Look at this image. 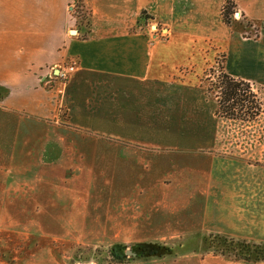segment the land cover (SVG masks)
Wrapping results in <instances>:
<instances>
[{"label": "crops", "instance_id": "crops-1", "mask_svg": "<svg viewBox=\"0 0 264 264\" xmlns=\"http://www.w3.org/2000/svg\"><path fill=\"white\" fill-rule=\"evenodd\" d=\"M227 1L83 0L90 16L83 39L70 13L76 0H0V117L13 121L7 132L48 135L60 126L122 139L131 158L154 157L158 168H171L120 195L149 199L153 207L145 218L160 229L211 228L264 242V126L236 127L247 136L227 141L235 128L218 116L205 82L223 55L226 75L264 90V0H231L258 28L257 38L238 22L224 23ZM154 25L167 32L164 39L151 32ZM65 62L76 70L62 85L55 78ZM63 112L64 124L52 122ZM39 145L47 149V136ZM203 156L221 163L208 173ZM193 165L200 167L196 177ZM118 182L122 191V178ZM161 198L171 206H162ZM230 210L235 218L227 224L213 218ZM201 262L214 264L207 257Z\"/></svg>", "mask_w": 264, "mask_h": 264}, {"label": "rangeland", "instance_id": "rangeland-1", "mask_svg": "<svg viewBox=\"0 0 264 264\" xmlns=\"http://www.w3.org/2000/svg\"><path fill=\"white\" fill-rule=\"evenodd\" d=\"M237 12L236 9L231 24L238 22L248 37L257 38L258 28ZM70 13L77 25L88 27L86 21L90 16L83 0H76ZM142 18L147 20L149 16L142 14ZM151 30L160 36L159 39L167 34L162 35L159 25ZM223 65L224 56L219 55L213 67L207 70L208 80L205 81L208 96L217 107L224 91ZM55 80L62 85L69 81L63 84L58 74ZM241 89L244 91L239 92L234 113L248 120H232L226 124L235 128V132L230 130L225 137L230 143L247 136L236 127L252 126L257 131L264 126V90L253 86L258 94L255 99L254 92H245L246 87ZM222 106V114L218 116L228 121L230 119L223 116L228 104L222 103ZM65 120L66 112H63L51 121L64 124ZM0 121V264H200L206 257L214 264H264V242L237 239L211 228L160 229L154 222L157 220L145 218V213L153 207L151 203L148 205L149 199L121 198L125 190L131 192L134 186L141 185V178L151 181L159 171L161 174L166 170L171 172L168 166L158 168L154 157L142 162L131 158L120 146L122 139H104L60 126L48 135L10 133L6 127L13 121L5 122L1 117ZM46 136L49 146L40 150L39 142ZM61 142L66 144L64 148L56 146ZM78 142L81 144L72 149L67 146ZM24 143L31 145V149L25 148ZM182 153L194 157L190 151ZM162 157L168 155L162 154ZM203 157L208 160V173L221 163L215 158ZM261 163L263 170L264 162ZM197 168L200 170L192 166L194 177L199 172ZM121 178L124 189L118 191ZM157 200L164 201L162 206H171L169 198ZM230 211L231 214L214 212L212 215L223 225L235 218ZM163 221L167 222V217ZM224 240L257 244L263 251H258L261 253L258 260H255V253L251 261L238 259ZM233 248L236 249L234 253H238L239 248ZM191 256L193 258H188Z\"/></svg>", "mask_w": 264, "mask_h": 264}, {"label": "trees", "instance_id": "trees-1", "mask_svg": "<svg viewBox=\"0 0 264 264\" xmlns=\"http://www.w3.org/2000/svg\"><path fill=\"white\" fill-rule=\"evenodd\" d=\"M236 9H237L236 5L231 0H228L222 9L223 21L228 26L231 25V17L236 13ZM142 14H146V13L143 12ZM86 24L88 27L85 29H84L85 26L83 27L82 24L80 25V28L84 29V33L81 36L83 39H86L88 36L90 19H88L86 21ZM223 86H224V91L222 93L223 97H221L222 100L220 101V104L218 107V114L219 115L222 114L220 108H223L222 103H225V104H228V106H226L227 111H225L223 113L224 117H226L230 120H241V121L248 120V119H242L241 117L237 116L234 112H236L235 111V106H237L236 99L239 96V92L244 91L241 89V87H246L245 92H249L250 94H252V92H254L253 86L247 82L242 81V80L234 79V78H232L226 74L223 77ZM257 96H258L257 93L253 94V98H255V99H257ZM230 102H233V103L230 104ZM261 107H262V105H261ZM224 241H225V244H229L228 247H232V248H228V249H231L233 252L232 254L238 259L251 261V260H253L252 254L255 253L257 255V258L255 260H258V258L261 255V253H259L258 251H263L262 246L257 245V244H248V243L241 242V241H228V240H224ZM233 247L239 248L238 253H234L236 251V249H234ZM242 247L244 249H241ZM151 252H152L151 254H155V252H153V251H151ZM224 252L229 253L227 251H224Z\"/></svg>", "mask_w": 264, "mask_h": 264}, {"label": "built area", "instance_id": "built-area-1", "mask_svg": "<svg viewBox=\"0 0 264 264\" xmlns=\"http://www.w3.org/2000/svg\"><path fill=\"white\" fill-rule=\"evenodd\" d=\"M75 70V63L63 64L59 67L58 76L63 81V84H65L71 78V76L75 73Z\"/></svg>", "mask_w": 264, "mask_h": 264}]
</instances>
